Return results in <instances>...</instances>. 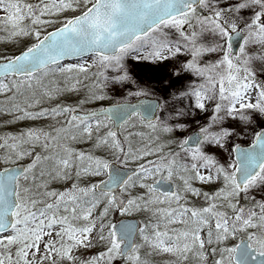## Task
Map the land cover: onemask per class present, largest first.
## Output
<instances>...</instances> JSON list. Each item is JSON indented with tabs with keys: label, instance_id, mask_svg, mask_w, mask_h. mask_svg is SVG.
Here are the masks:
<instances>
[{
	"label": "snow or ice",
	"instance_id": "6c2138e0",
	"mask_svg": "<svg viewBox=\"0 0 264 264\" xmlns=\"http://www.w3.org/2000/svg\"><path fill=\"white\" fill-rule=\"evenodd\" d=\"M0 264H264V0H0Z\"/></svg>",
	"mask_w": 264,
	"mask_h": 264
}]
</instances>
